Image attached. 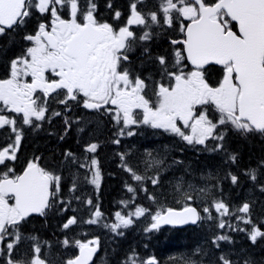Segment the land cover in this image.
Masks as SVG:
<instances>
[{
  "label": "snow or ice",
  "instance_id": "6c2138e0",
  "mask_svg": "<svg viewBox=\"0 0 264 264\" xmlns=\"http://www.w3.org/2000/svg\"><path fill=\"white\" fill-rule=\"evenodd\" d=\"M106 8L111 22L100 18L97 0H0V37L21 40L19 55L7 61L0 77V130L8 131L0 145V264H56L52 242L24 231L32 217L50 214L63 217L64 235L57 244L75 249L61 264H93L99 249V237L70 238L74 226L102 224L123 236L141 218L149 220L146 233L164 225L214 221L216 228L228 230L213 233L207 242L213 255L220 252L214 264H253L233 259L223 245L235 244L233 232L243 233L252 245L264 240V182L258 183L264 178V159L244 170L251 189L238 205L224 198V183L241 185L232 171L239 153L227 149L228 133L264 138V0H129L126 18L112 0ZM162 35L170 36L169 47L153 55L151 44ZM138 50L141 67L132 60ZM54 103L62 110H54ZM73 107L85 117L71 118ZM88 114L106 117L115 127V145L135 135L133 126H148L201 151L222 154L223 175L209 172L201 176L202 184L181 176L170 187L182 206L166 207L160 197L168 193H149L146 187H165L163 172L171 167L166 157L147 153L141 173L119 152L120 169L135 182L125 183L132 195L120 204L133 210H117L112 222H105L99 203L84 194L87 185L100 189L99 143L84 144L81 155L65 149L62 170L45 166L40 155L28 159L22 170L16 167L26 129L39 132L60 117L63 140L73 125L84 133L96 122ZM63 169L70 173L67 193ZM141 191L156 209L136 204ZM74 202L89 210L87 219L64 216L77 211ZM195 254L209 252L197 247ZM121 264L159 262L154 256L141 259L133 250ZM184 264L198 262L187 258Z\"/></svg>",
  "mask_w": 264,
  "mask_h": 264
},
{
  "label": "trees",
  "instance_id": "16d2710c",
  "mask_svg": "<svg viewBox=\"0 0 264 264\" xmlns=\"http://www.w3.org/2000/svg\"><path fill=\"white\" fill-rule=\"evenodd\" d=\"M97 3L100 10H104L107 15H111V12L106 8L107 0H97ZM112 3L114 8L124 11V13L128 12L129 0H112ZM170 35L174 38L176 34ZM169 38V35L156 38L154 43L151 44L153 55L159 54L169 47L167 43ZM20 49L21 40L19 36L0 37V77L6 71L7 61L19 55ZM141 59L137 62L139 67L142 66ZM54 107L52 105L54 110H62L63 108V106L60 108ZM68 115L71 118L85 117L83 110L76 107H73ZM86 118L96 122L88 124L84 133L79 132L78 127L73 125L63 140L59 139L61 135H64L63 119L60 117L55 118L51 124H45L39 132L28 130L23 139L17 163H26L33 155H40L43 157L45 166L62 170L59 165L65 149H70L77 155H81L84 144L88 142L99 143L100 147L97 149L96 156L103 177L100 189L99 192H96L93 186L87 185L84 188V194L91 196L94 204L99 203L100 209L104 213L105 222H112L114 213L117 210H122L125 213L133 210L131 208L125 209L120 204V201L128 200L132 195L126 191L125 183H131L135 186V182L131 181L128 175L120 169V159L117 155L119 152L126 153L129 162L133 166H138L141 173L144 172V161L148 159L147 153L151 152L153 156L159 154V156L166 157V163L171 167L163 172L162 183L165 187L154 189L150 183H146L149 193L155 192L158 194L161 191L168 193L166 199L160 197V203L166 207L179 208L182 206L176 203L170 187V183H175L181 176L186 181L202 184V175L206 176L209 172H219L223 175L225 166L222 163V154L201 151L200 146H188L179 138L148 126H133L135 135L124 136L121 138V143L115 145L111 143V140L114 138L116 129L106 117L96 118L88 114ZM80 127H84L83 122ZM2 137L6 138L4 132H0V145L2 144ZM226 147L229 151L239 153L238 163L232 166V171L240 175L241 185L232 187L225 182L224 198L231 204L238 205L248 197L251 189L250 183L246 182V177L243 176L244 170L255 167L259 160L264 159V138L259 136L241 138L237 134L229 132L226 138ZM173 161H180L181 163L173 164ZM63 174L65 177L63 181L64 191L67 193L70 185V173L68 170L63 169ZM149 174H152V172L149 171ZM259 182H264V178ZM256 195L259 196L260 194L257 192ZM146 196V193L138 192L136 204L156 209L158 205L153 204ZM261 199H264V197H261ZM72 208L77 209V211L73 213L70 209L64 213V216L75 214L81 219H87L90 214L88 209L75 202ZM62 219L63 217L57 214H50L47 218L32 217L31 222L24 229L26 234L38 235L40 239L52 242L51 258L56 261V264H61L64 258L75 254V249L65 250L57 244V240L62 239L64 235L59 227ZM148 223L149 220L146 218L136 220L135 224L123 230V236L113 235L102 224L74 226L68 235L70 238L75 236V238L81 239L85 236L87 238L99 237L101 250L94 264H121L124 258L133 250L139 254L141 259L154 256L159 264H184V260L187 258L197 261L198 264H208L209 261H213L214 264L215 257L220 252L215 250L213 255L207 242L213 233L228 231L227 229L220 230L216 228L214 221H206L196 227L185 229L164 227L158 231L146 233L144 228ZM230 234L233 236L235 244H224L223 250L225 253L231 255L233 259H250L253 264H264V240L252 245L243 233L233 232ZM197 247H201L209 254H195ZM57 257H59V260L56 259Z\"/></svg>",
  "mask_w": 264,
  "mask_h": 264
},
{
  "label": "flooded vegetation",
  "instance_id": "af4514ba",
  "mask_svg": "<svg viewBox=\"0 0 264 264\" xmlns=\"http://www.w3.org/2000/svg\"><path fill=\"white\" fill-rule=\"evenodd\" d=\"M99 7V6H98ZM122 13H124V11H122V10H120ZM99 16H100V18L101 19H104V20H109V22H111V19H110V17H111V15H107L106 14V11H102V10H100V8H99ZM124 16H125V18H126V16H127V13H124ZM141 57H140V54H139V50L137 51V53H135V54H133L132 55V60H133V63H134V65H136L137 67H139L137 64V62L139 61V59H140ZM217 78V76H216V73L214 72H212L211 73V79L213 80V81H215V79ZM0 132H4L5 133V137H6V134L8 135V131L5 129V130H0ZM5 138H1V142H2V144H3V142L5 141L4 140ZM1 144V145H2Z\"/></svg>",
  "mask_w": 264,
  "mask_h": 264
},
{
  "label": "water",
  "instance_id": "95a60500",
  "mask_svg": "<svg viewBox=\"0 0 264 264\" xmlns=\"http://www.w3.org/2000/svg\"><path fill=\"white\" fill-rule=\"evenodd\" d=\"M197 225H198V224H197ZM165 226H171V227H177V228H186V227H189V226H196V225H192V224L182 225V226L164 225V226H162V227H165ZM99 250H100V248L98 249L96 255L94 256V260H95L96 256L98 255Z\"/></svg>",
  "mask_w": 264,
  "mask_h": 264
}]
</instances>
